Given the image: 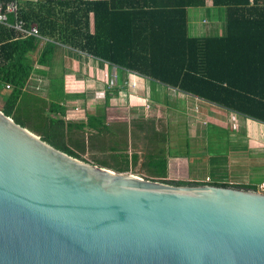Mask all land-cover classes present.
Wrapping results in <instances>:
<instances>
[{
  "label": "water",
  "instance_id": "obj_1",
  "mask_svg": "<svg viewBox=\"0 0 264 264\" xmlns=\"http://www.w3.org/2000/svg\"><path fill=\"white\" fill-rule=\"evenodd\" d=\"M0 264H264V194L117 173L0 109Z\"/></svg>",
  "mask_w": 264,
  "mask_h": 264
},
{
  "label": "trees",
  "instance_id": "obj_2",
  "mask_svg": "<svg viewBox=\"0 0 264 264\" xmlns=\"http://www.w3.org/2000/svg\"><path fill=\"white\" fill-rule=\"evenodd\" d=\"M12 1L0 0L6 4ZM20 1L19 17L28 28L37 26L43 39L87 52L116 64L124 72L137 73L152 83L264 124V0H213V5L226 9L227 32L200 37L189 33L188 9L203 8L206 0H38L21 1V5ZM92 15L95 33L90 32ZM14 18H9V25L14 24ZM39 39L24 37L0 23V85L11 87L0 109L54 147L86 161L82 155L87 149L86 139L67 133L65 106L24 91L34 72L30 54L36 52ZM54 45L47 43L38 64L50 62ZM231 51L233 73L227 59ZM115 149H121L119 142ZM149 158L160 161L154 164L157 170L152 168L148 174L166 184L257 188L219 181H167L164 160L153 152ZM112 162L119 168L112 169L113 165L105 161L95 164L117 173L131 171L129 155H114Z\"/></svg>",
  "mask_w": 264,
  "mask_h": 264
},
{
  "label": "crops",
  "instance_id": "obj_3",
  "mask_svg": "<svg viewBox=\"0 0 264 264\" xmlns=\"http://www.w3.org/2000/svg\"><path fill=\"white\" fill-rule=\"evenodd\" d=\"M196 9H188L190 34L221 36L227 32L225 7L206 0V6L200 8L206 9V15L200 12L191 16ZM90 32L95 33L94 15L90 16ZM39 40L36 52L30 54L34 72L24 91L65 106L67 133L86 139L87 149L82 154L90 158L86 161H105L116 169L119 165L112 162V157L126 154L131 162L135 158L131 171L149 175L152 168L157 170L154 164L160 161L149 158L153 152L164 160L165 179L186 172L192 182H204L205 175L198 174L204 172L211 183L231 184L238 172L244 173L239 179L244 185L264 181V124L216 103L152 83L137 73L124 72L116 64L87 52L51 39ZM50 42L55 44L50 62L40 65L37 61ZM232 58L234 52L227 55L233 73ZM10 88L0 85L1 107ZM116 142L120 150L115 149ZM145 175L139 176L153 179Z\"/></svg>",
  "mask_w": 264,
  "mask_h": 264
},
{
  "label": "built area",
  "instance_id": "obj_4",
  "mask_svg": "<svg viewBox=\"0 0 264 264\" xmlns=\"http://www.w3.org/2000/svg\"><path fill=\"white\" fill-rule=\"evenodd\" d=\"M19 11H20V7H19L18 0H14L7 4L4 2H0V23L11 26L12 28H14L16 32H18V34L24 37L34 36V37L40 38L41 35L39 33L37 26H30L28 28L26 22L19 17ZM10 15H13L15 17L14 18L15 22L13 25H9ZM7 87L9 88L10 86L7 85ZM76 110H79V108H76ZM69 117L70 115L66 116V118H69ZM205 182L209 183L210 179L209 178L205 179ZM256 187H257L256 190H253V191L264 194V181L259 183Z\"/></svg>",
  "mask_w": 264,
  "mask_h": 264
},
{
  "label": "rangeland",
  "instance_id": "obj_5",
  "mask_svg": "<svg viewBox=\"0 0 264 264\" xmlns=\"http://www.w3.org/2000/svg\"><path fill=\"white\" fill-rule=\"evenodd\" d=\"M200 12H202V14H203V16L204 15H206V9H200V8H198V9H196V10H192V12L190 13V15L192 16V15H194L195 13H200ZM202 16V17H203ZM4 97V96H3ZM0 107H1V105H0ZM140 147H138V149H139ZM85 158H86V160H90V158L89 157H87V155H85ZM138 171H136V170H133V171H131L130 173L131 174H135V175H140V174H144L145 175V173L144 172H142V173H137ZM140 172V171H139ZM213 172V173H212ZM211 173L213 174V175H217L218 173L216 172V173H214V171H212ZM257 173H262V172H257ZM185 174H186V172H177V173H174V175H175V177H172V178H168V179H165V180H167V181H173V182H182V181H185V182H192L193 180H190V178H187L186 176H185ZM198 174H204L205 176H204V178L206 179V174L204 173V172H199ZM244 173H238V172H235V178H233L232 180L233 181H231L232 183L231 184H233V185H239V184H242V185H244L245 184V182L244 181H239V179H241L242 177H244V175H243ZM177 175V176H176ZM228 176V178H229V174H227ZM146 177L147 176H149V175H145ZM142 177V176H141ZM147 179H150V178H148L147 177ZM170 179H172V180H170ZM204 179V180H205ZM150 180H157V181H160V182H162L161 181V179H150ZM258 180V182H260L262 179H257ZM192 183H196V182H192ZM191 186H197V185H191ZM201 186V185H200Z\"/></svg>",
  "mask_w": 264,
  "mask_h": 264
}]
</instances>
